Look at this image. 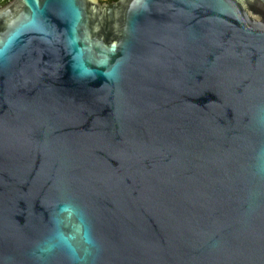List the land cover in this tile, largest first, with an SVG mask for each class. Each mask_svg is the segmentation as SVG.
I'll list each match as a JSON object with an SVG mask.
<instances>
[{
    "label": "water",
    "instance_id": "obj_1",
    "mask_svg": "<svg viewBox=\"0 0 264 264\" xmlns=\"http://www.w3.org/2000/svg\"><path fill=\"white\" fill-rule=\"evenodd\" d=\"M0 264H264V0L0 6Z\"/></svg>",
    "mask_w": 264,
    "mask_h": 264
},
{
    "label": "trees",
    "instance_id": "obj_2",
    "mask_svg": "<svg viewBox=\"0 0 264 264\" xmlns=\"http://www.w3.org/2000/svg\"><path fill=\"white\" fill-rule=\"evenodd\" d=\"M8 1H10V0H0V6L3 5V4H5ZM103 1L110 2V1H113V0H103Z\"/></svg>",
    "mask_w": 264,
    "mask_h": 264
},
{
    "label": "flooded vegetation",
    "instance_id": "obj_3",
    "mask_svg": "<svg viewBox=\"0 0 264 264\" xmlns=\"http://www.w3.org/2000/svg\"><path fill=\"white\" fill-rule=\"evenodd\" d=\"M102 1H103V0H102ZM6 3H7V2H6ZM6 3H5V4H6ZM3 5H4V4H3ZM1 6H2V5H1Z\"/></svg>",
    "mask_w": 264,
    "mask_h": 264
}]
</instances>
